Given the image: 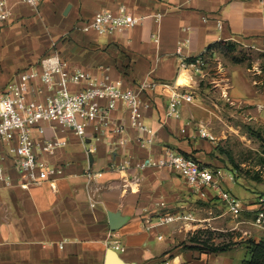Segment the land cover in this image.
I'll return each mask as SVG.
<instances>
[{
    "label": "crops",
    "instance_id": "crops-1",
    "mask_svg": "<svg viewBox=\"0 0 264 264\" xmlns=\"http://www.w3.org/2000/svg\"><path fill=\"white\" fill-rule=\"evenodd\" d=\"M123 7L146 19L113 35L85 29L97 13ZM181 42L186 44L178 53ZM226 46L264 55V0H41L37 9L17 5L0 33V91L20 72L38 68L46 55L93 75L104 66L125 89L138 91L154 81L178 84L183 71L195 79L197 89V73L188 60L204 56L207 63ZM195 88L184 90L194 95ZM171 93L163 87L142 93L151 105L144 119L152 135L131 128L121 105L112 128L124 124L126 132L110 131L98 142L92 131L81 141L71 130L46 124L45 136L36 134V140L67 141V147L45 156L52 165L66 166L65 177L55 190L48 183L23 187L12 170L13 186L0 184V264H105L115 244L124 248L117 253L126 264H234L225 256L183 251L176 244L185 235L180 223L145 228L144 220L162 211L161 202L172 213L193 214L197 222L185 230L206 227L210 218L202 211L216 196L199 198L171 170L138 169L141 161L167 149L220 169L215 140L200 134L199 105L185 104L180 120L166 117ZM150 138L152 145L147 144ZM125 161L129 167L120 171Z\"/></svg>",
    "mask_w": 264,
    "mask_h": 264
},
{
    "label": "built area",
    "instance_id": "built-area-1",
    "mask_svg": "<svg viewBox=\"0 0 264 264\" xmlns=\"http://www.w3.org/2000/svg\"><path fill=\"white\" fill-rule=\"evenodd\" d=\"M40 1L0 0V33L12 20L17 5L37 9ZM145 19L123 7L118 12L101 11L84 25L86 30H94L99 35H113L130 30ZM186 43H179L178 53L182 52ZM205 65V57L200 56L191 66L202 77ZM158 87L172 89L166 117L182 119L183 106L193 102V94L186 92L177 83L168 85L154 81L141 84L138 91L125 89L111 78L106 67L100 66L96 75H93L69 68L57 55L46 57L36 69L20 72L14 81L0 91V184L13 186L14 179L10 173L13 170L20 175V185L23 187L48 183L52 189H56L57 182L65 177L66 166L52 165L45 156L55 155L67 147L68 143L58 138L36 140V134L45 136L46 124H57L71 130L81 141L88 140L92 131L98 142L110 131L120 135L126 132L124 124L112 128L113 114L121 105L129 113L131 128L152 135L144 119L145 111L151 105L142 99V93ZM200 134L215 140L204 129L200 130ZM125 142L121 140L120 143ZM147 144L152 145L153 139H148ZM87 150L89 153L94 151L91 147ZM129 164L125 161L118 169L126 170ZM138 169L171 170L183 177L199 198L206 199L213 192L224 202L232 216L239 217L243 210L242 201L221 187V181L226 176L222 170L213 171L175 150L167 149L158 158L148 157L138 164ZM87 175L91 178V173ZM230 179H233L231 175ZM95 206L96 203H93L92 207ZM158 206L162 211L144 220L148 231L178 223L185 230L187 224L197 222L191 213H172L167 210L168 206L164 202ZM256 221L258 225H264V198L259 200ZM113 249L124 252V248L117 244L113 245Z\"/></svg>",
    "mask_w": 264,
    "mask_h": 264
},
{
    "label": "rangeland",
    "instance_id": "rangeland-1",
    "mask_svg": "<svg viewBox=\"0 0 264 264\" xmlns=\"http://www.w3.org/2000/svg\"><path fill=\"white\" fill-rule=\"evenodd\" d=\"M239 52L240 62L223 47L210 56L204 75H196L193 102L200 107L202 121H197L203 122L204 131L217 145L220 169H213L226 175L221 187L242 201L243 210L234 217L215 196L213 204L202 211L210 218L207 226L183 230L185 235L176 244L196 256L209 255V247H226L224 253L210 254L230 258L234 264H246L256 253V264H264V252L256 248L264 244V225L256 221L259 200L264 198V55ZM185 81L182 73L178 86Z\"/></svg>",
    "mask_w": 264,
    "mask_h": 264
},
{
    "label": "trees",
    "instance_id": "trees-1",
    "mask_svg": "<svg viewBox=\"0 0 264 264\" xmlns=\"http://www.w3.org/2000/svg\"><path fill=\"white\" fill-rule=\"evenodd\" d=\"M214 47V45H212V46H210L209 47V49H212ZM225 50H226V52L227 53H229L230 55H234V57H233V59L236 61V62H240V61H242V59H241V53L242 52H237V49L235 48V46H226L225 47ZM249 52H251V53H256L255 51H249ZM256 54H259V53H256ZM195 58L194 59H190V60H188L189 62H195ZM263 154H264V149H263ZM187 157V156H186ZM188 158H192V157H188ZM192 159H194V158H192ZM194 160H196V159H194ZM197 161V160H196ZM201 163V162H200ZM202 164V163H201ZM205 166V165H204ZM207 167V166H206ZM209 168V167H208ZM211 170H213V169H211ZM213 171H215V170H213ZM217 171V170H216ZM203 246H205V247H209V246H207V245H205L204 243H203ZM256 248L257 249H259V250H261V252H260V254L261 253H263L264 252V244H259V245H256ZM194 249H197V250H200L199 249V247H195ZM209 250H207L209 253H219V252H221V253H224L225 251H226V247H209L208 248ZM206 251V252H207ZM258 261H257V255H256V253H253L252 254V259L250 260V261H248L246 264H256Z\"/></svg>",
    "mask_w": 264,
    "mask_h": 264
},
{
    "label": "water",
    "instance_id": "water-1",
    "mask_svg": "<svg viewBox=\"0 0 264 264\" xmlns=\"http://www.w3.org/2000/svg\"><path fill=\"white\" fill-rule=\"evenodd\" d=\"M116 229L117 228H114V230ZM105 264H126V263H124L121 260L120 256L114 249L110 248L108 249L107 254H106Z\"/></svg>",
    "mask_w": 264,
    "mask_h": 264
},
{
    "label": "bare ground",
    "instance_id": "bare-ground-1",
    "mask_svg": "<svg viewBox=\"0 0 264 264\" xmlns=\"http://www.w3.org/2000/svg\"><path fill=\"white\" fill-rule=\"evenodd\" d=\"M182 73H183V77L185 78L186 81L183 84H182V82H180L181 85H179V87H187V88H190V89H194L196 87L195 79L187 71H183Z\"/></svg>",
    "mask_w": 264,
    "mask_h": 264
}]
</instances>
